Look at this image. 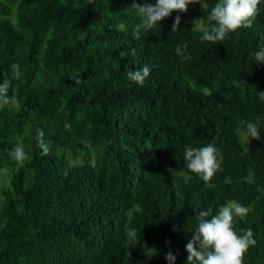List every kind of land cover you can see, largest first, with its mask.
<instances>
[{
    "label": "trees",
    "instance_id": "16d2710c",
    "mask_svg": "<svg viewBox=\"0 0 264 264\" xmlns=\"http://www.w3.org/2000/svg\"><path fill=\"white\" fill-rule=\"evenodd\" d=\"M134 2L156 0H0V82L12 64L21 73L9 89L19 107H0V264H168L169 250L186 264L197 213L229 201L250 209L234 218L256 241L242 264H264V0L251 27L216 44L197 29L217 0L138 39ZM144 66L143 86L128 79ZM257 117L261 139L243 136L240 121ZM209 143L223 158L214 187L184 161L185 146Z\"/></svg>",
    "mask_w": 264,
    "mask_h": 264
},
{
    "label": "clouds",
    "instance_id": "9594fccd",
    "mask_svg": "<svg viewBox=\"0 0 264 264\" xmlns=\"http://www.w3.org/2000/svg\"><path fill=\"white\" fill-rule=\"evenodd\" d=\"M92 0H89L91 3ZM199 4L202 9H207L206 0H156L155 4H132V10L141 18V22L133 29V35L138 39L141 31L160 29V22L173 12L186 13L188 6ZM260 0H217L207 16V24L201 23L198 31L201 33L200 40L216 44L227 40L231 34H238L241 28H249L258 15V5ZM181 17L177 15L172 24V32L179 30ZM122 30L124 25L119 26ZM124 55V53H121ZM176 55L183 60L191 57L184 55V48L178 46ZM256 64H264V48L254 52ZM151 69L144 66L140 70L127 73L128 79L135 84L143 86L146 78L150 75ZM20 66L11 65V79H4L0 82V107L15 106L19 107V101L13 96H9V89L12 80L20 78ZM79 84L80 80L76 79ZM264 99V92L258 93ZM243 131L242 135L250 137L252 140H260L261 118L257 117L255 122L240 121ZM69 125H65L68 128ZM36 146L41 150V154L48 156L51 154L50 143L45 142L43 130H37L35 137ZM10 156L17 162L18 166L29 159L24 147L20 142L10 151ZM222 154L213 144L209 143L205 147L185 146L184 161L186 168L196 174L208 187L214 175L221 170ZM82 159L73 160L70 166L75 167L82 164ZM170 174L174 172L169 169ZM67 175V172L64 173ZM250 209L236 201H229L220 207L215 214L212 210H201L197 213V228L192 234L191 239L186 245L187 260L186 264H242V258L250 246H254L256 241L253 239L251 230L243 231L242 235H237L234 231V218H243L249 213ZM128 238L135 239L136 232L129 230ZM166 243H168L166 241ZM168 264H175L176 256L169 250L165 255Z\"/></svg>",
    "mask_w": 264,
    "mask_h": 264
},
{
    "label": "rangeland",
    "instance_id": "374dc122",
    "mask_svg": "<svg viewBox=\"0 0 264 264\" xmlns=\"http://www.w3.org/2000/svg\"><path fill=\"white\" fill-rule=\"evenodd\" d=\"M190 6H192V5H190ZM164 174H165L166 176H171V175L174 174V172H172V173L170 174V172H169V168H165V169H164ZM8 178H9V172H8V171H4L3 174H2V178H1V182H0V183H3V182H5V181H7Z\"/></svg>",
    "mask_w": 264,
    "mask_h": 264
}]
</instances>
